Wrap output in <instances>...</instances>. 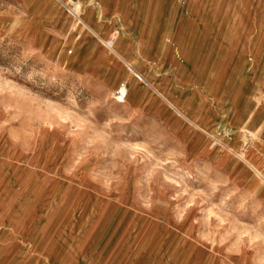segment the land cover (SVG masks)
Returning <instances> with one entry per match:
<instances>
[{"label":"rangeland","instance_id":"1","mask_svg":"<svg viewBox=\"0 0 264 264\" xmlns=\"http://www.w3.org/2000/svg\"><path fill=\"white\" fill-rule=\"evenodd\" d=\"M0 264H264V0H0Z\"/></svg>","mask_w":264,"mask_h":264},{"label":"bare ground","instance_id":"2","mask_svg":"<svg viewBox=\"0 0 264 264\" xmlns=\"http://www.w3.org/2000/svg\"><path fill=\"white\" fill-rule=\"evenodd\" d=\"M87 7V6H86ZM125 10V9H124ZM254 13V12H253ZM92 16V15H91ZM138 17V16H137ZM130 19H131V17H130ZM133 19V18H132ZM137 19V18H136ZM135 20V19H134ZM91 21V20H90ZM124 21V20H123ZM130 21V20H129ZM132 21V20H131ZM136 21V20H135ZM126 23V22H125ZM123 24V23H122ZM121 24V25H122ZM134 27V26H133ZM136 27V26H135ZM227 27V26H226ZM101 29V28H100ZM135 30V29H134ZM91 31V30H90ZM93 33V32H92ZM138 34H139V32H138ZM142 34V33H141ZM94 35H96L97 37H98V39H100L99 37V34H95L94 33ZM140 35V34H139ZM140 37V36H139ZM250 37V36H249ZM123 44V43H122ZM113 45V44H112ZM116 45V44H115ZM109 47H110V45H109ZM166 50V49H165ZM119 51V50H118ZM135 52V51H134ZM114 53V52H113ZM136 53V52H135ZM252 53V52H251ZM177 54V53H176ZM118 57V56H117ZM94 61V60H93ZM123 61H124V63H126V65L127 66H130L129 64H128V62H127V60H125V59H123ZM132 66V65H131ZM136 67V66H135ZM129 70L131 71V72H135L133 69H132V67H129ZM136 74V73H135ZM137 75V74H136ZM113 80V79H112ZM109 81V80H108ZM137 81V80H136ZM136 83V82H135ZM110 84V83H109ZM135 85V84H134ZM110 86V85H109ZM134 87V86H133ZM131 89V88H130ZM133 89V88H132ZM145 92V91H144ZM139 93V92H138ZM143 93V92H142ZM126 94H127V91H126V88L124 87V85H122V86H120V88H119V90L115 93V95H116V97L117 98H119V99H124V97L126 96ZM141 97V96H140ZM127 99V98H126ZM126 99H125V101H126ZM197 118V117H196Z\"/></svg>","mask_w":264,"mask_h":264}]
</instances>
